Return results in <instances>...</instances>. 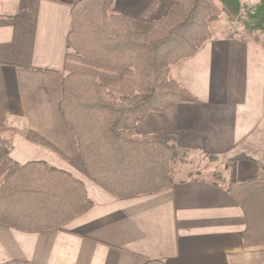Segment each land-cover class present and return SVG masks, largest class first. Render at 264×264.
I'll use <instances>...</instances> for the list:
<instances>
[{
    "label": "crops",
    "instance_id": "1",
    "mask_svg": "<svg viewBox=\"0 0 264 264\" xmlns=\"http://www.w3.org/2000/svg\"><path fill=\"white\" fill-rule=\"evenodd\" d=\"M79 1L0 0V156L9 149L18 164L42 161L66 171L94 201L61 230L28 233L0 224V264H264V248L244 247L241 208L214 180L180 179L162 192L122 199L91 179L60 111ZM112 6L153 20L167 14L171 1L112 0ZM171 75L200 103L149 114L136 133L180 134L187 152L217 158L210 168H223L227 183L253 178L264 162L263 46L213 33Z\"/></svg>",
    "mask_w": 264,
    "mask_h": 264
},
{
    "label": "trees",
    "instance_id": "2",
    "mask_svg": "<svg viewBox=\"0 0 264 264\" xmlns=\"http://www.w3.org/2000/svg\"><path fill=\"white\" fill-rule=\"evenodd\" d=\"M170 1L167 14L153 20L116 11L112 0L72 7L60 111L89 176L118 198L156 194L175 183L173 163L187 152L181 135L140 136L136 127L149 114L200 103L171 72L212 39L211 24L223 16L242 22L264 48V0L249 9L242 0H219L222 7L215 0ZM26 135L42 142L32 131ZM213 176L244 214L245 249L264 248V163L242 182ZM93 205L72 174L42 161L18 164L9 149L0 156V224L28 233L61 230Z\"/></svg>",
    "mask_w": 264,
    "mask_h": 264
},
{
    "label": "rangeland",
    "instance_id": "3",
    "mask_svg": "<svg viewBox=\"0 0 264 264\" xmlns=\"http://www.w3.org/2000/svg\"><path fill=\"white\" fill-rule=\"evenodd\" d=\"M218 5L222 7V4L219 0H215ZM247 9L253 7L259 2V0H242ZM211 30L213 33H216L218 37H236L239 39H253V35L247 33L244 29L242 22H231L227 16H223L216 22L211 24ZM42 143V142H38ZM217 158H210L208 160L201 158L197 154L191 152H184L180 154L174 163V182L182 180H195V179H211L216 181L213 174L218 172L222 178L224 177L223 168H210L211 164H216ZM264 163V162H263ZM226 180V178H225ZM218 186L225 185L223 182H219ZM175 184V183H174ZM173 184V185H174ZM171 188V187H170ZM169 189V188H168ZM164 191V190H163ZM162 192V191H161ZM94 202V201H93Z\"/></svg>",
    "mask_w": 264,
    "mask_h": 264
}]
</instances>
